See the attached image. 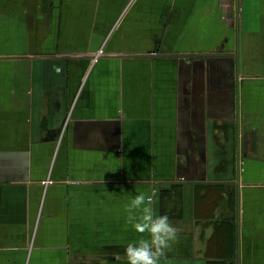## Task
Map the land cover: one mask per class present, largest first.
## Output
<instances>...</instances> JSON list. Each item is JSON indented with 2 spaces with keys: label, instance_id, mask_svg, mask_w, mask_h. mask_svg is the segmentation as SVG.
Instances as JSON below:
<instances>
[{
  "label": "crops",
  "instance_id": "obj_1",
  "mask_svg": "<svg viewBox=\"0 0 264 264\" xmlns=\"http://www.w3.org/2000/svg\"><path fill=\"white\" fill-rule=\"evenodd\" d=\"M140 191L159 264H264V0H0V264H128Z\"/></svg>",
  "mask_w": 264,
  "mask_h": 264
},
{
  "label": "clouds",
  "instance_id": "obj_2",
  "mask_svg": "<svg viewBox=\"0 0 264 264\" xmlns=\"http://www.w3.org/2000/svg\"><path fill=\"white\" fill-rule=\"evenodd\" d=\"M151 195L140 191L124 204L126 223L139 233H147L130 241L125 248L128 264H159L171 244L177 239V229L167 214L156 215L150 201ZM117 259H119V254Z\"/></svg>",
  "mask_w": 264,
  "mask_h": 264
},
{
  "label": "built area",
  "instance_id": "obj_3",
  "mask_svg": "<svg viewBox=\"0 0 264 264\" xmlns=\"http://www.w3.org/2000/svg\"><path fill=\"white\" fill-rule=\"evenodd\" d=\"M104 56H106V53L104 52L103 49H100L98 52L91 55V59L95 63L96 61H98L100 57H104Z\"/></svg>",
  "mask_w": 264,
  "mask_h": 264
}]
</instances>
